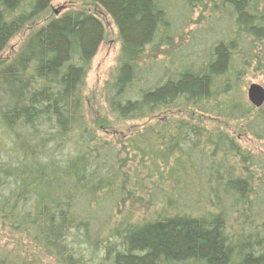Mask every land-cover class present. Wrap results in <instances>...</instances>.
Listing matches in <instances>:
<instances>
[{
  "label": "trees",
  "instance_id": "1",
  "mask_svg": "<svg viewBox=\"0 0 264 264\" xmlns=\"http://www.w3.org/2000/svg\"><path fill=\"white\" fill-rule=\"evenodd\" d=\"M54 0H0V56ZM118 30L122 58L103 87L110 115L144 122L102 135L82 93L104 41L70 11L0 61V221L57 264H264V162L189 112L242 122L264 140L245 94L264 70V0H85ZM176 1V2H175ZM0 264H25L0 253Z\"/></svg>",
  "mask_w": 264,
  "mask_h": 264
},
{
  "label": "rangeland",
  "instance_id": "2",
  "mask_svg": "<svg viewBox=\"0 0 264 264\" xmlns=\"http://www.w3.org/2000/svg\"><path fill=\"white\" fill-rule=\"evenodd\" d=\"M212 2L209 0L202 6L194 8V16L190 26L192 30L206 26L213 12ZM75 10L93 13L101 21L105 29L104 41L92 60L85 88L82 93L86 119L102 135L130 134L132 130L136 129L139 125L141 126L144 122L117 121L108 112L104 101L103 87L110 79L111 74L122 58V47L117 28L100 8L91 5L85 0H54L46 12L36 17L11 40L8 48L0 56V61L8 62L11 60L33 33L54 18H59L64 13ZM245 82L246 97L248 88L253 84L261 86L264 89V70L257 71L252 69L248 72ZM174 117L178 119H194L210 130L218 129L226 132L235 137L244 149L249 151L253 156L260 157L264 162V140H257L251 135L246 134L243 129L244 123L227 121L214 123L210 120L192 115L189 112L174 113ZM0 253L18 263L57 264L52 256L34 244L25 234L10 231L1 221Z\"/></svg>",
  "mask_w": 264,
  "mask_h": 264
},
{
  "label": "water",
  "instance_id": "3",
  "mask_svg": "<svg viewBox=\"0 0 264 264\" xmlns=\"http://www.w3.org/2000/svg\"><path fill=\"white\" fill-rule=\"evenodd\" d=\"M247 99L256 109L264 106V89L258 85H251L247 90Z\"/></svg>",
  "mask_w": 264,
  "mask_h": 264
}]
</instances>
